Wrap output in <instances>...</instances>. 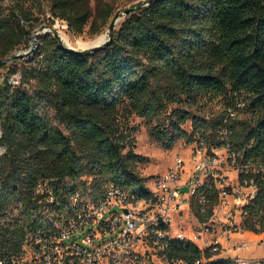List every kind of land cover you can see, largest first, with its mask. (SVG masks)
<instances>
[{"label":"trees","instance_id":"1","mask_svg":"<svg viewBox=\"0 0 264 264\" xmlns=\"http://www.w3.org/2000/svg\"><path fill=\"white\" fill-rule=\"evenodd\" d=\"M49 2L53 18L84 32L91 13L82 0ZM18 9L31 19L26 6ZM113 11L104 2L93 31L106 26ZM20 20L16 10H0L7 52L35 28ZM38 40L35 65L0 74V258L20 254L28 235L48 226L76 194L96 200L109 184L151 194L150 176L135 169L140 155L122 115L153 120L181 102L162 124L151 123L163 147L180 139L215 142L225 128L234 148L264 163V0H153L126 15L109 44L82 54L64 48L51 32ZM17 71L21 77L14 82ZM31 79L35 89L26 84ZM202 101L218 102L221 111L203 112ZM49 108L58 123L44 112ZM242 112H252L251 120L236 117ZM187 122L190 130L183 127ZM41 181L53 190L54 202L37 192ZM259 185L253 208L264 204V180ZM167 259L233 264L228 256L177 239Z\"/></svg>","mask_w":264,"mask_h":264},{"label":"built area","instance_id":"2","mask_svg":"<svg viewBox=\"0 0 264 264\" xmlns=\"http://www.w3.org/2000/svg\"><path fill=\"white\" fill-rule=\"evenodd\" d=\"M229 114L236 112L229 109ZM220 133L218 141L186 147L190 163L178 152L168 169L150 176L149 196L116 184L96 200L76 194L70 207L53 213L48 226L28 235L20 254L0 258V264H169L172 239L221 256H228L222 242H245L232 240L235 234H256L264 242V204L252 207L264 163L234 148L229 130ZM37 192L55 201L45 182L38 183ZM228 257L233 264L257 260Z\"/></svg>","mask_w":264,"mask_h":264},{"label":"rangeland","instance_id":"3","mask_svg":"<svg viewBox=\"0 0 264 264\" xmlns=\"http://www.w3.org/2000/svg\"><path fill=\"white\" fill-rule=\"evenodd\" d=\"M83 4H85L91 13V16L89 18V22L86 25V28L82 34H76L72 31H70L68 23L60 18H53L49 7L50 2L49 0H0V10L4 11V14H7L11 10H16L17 14L20 16V24L24 28H31V24L35 26V28L32 30L30 35L24 34V41L17 45V47L7 52V47L4 39L0 35V54H3L4 56L1 58H6L8 56H11L13 54H17L19 52H25L27 51L31 46L35 45L34 51L30 55H24L22 58L14 59L6 65H8V68H0V74L8 71V70H16L19 69L22 66H33L37 63L38 56L40 54L39 48L41 45V42L38 40V42H35L32 44V39L34 35V31L39 29L42 25H46L44 29L42 30L41 34H44L46 32H51V29L56 30L60 36L66 35L69 37L71 43L73 44L72 47H75L77 49H84L89 46L83 47L78 46L81 43H94L98 38L103 34L106 33V38L108 37V25L110 21L112 20L115 13L120 10L127 7L136 6L137 3H141L143 0H82ZM104 2H108L112 5L114 8V11L112 15L109 18V23L106 26L100 27L98 32H95L93 30L96 29L98 26V22L93 25L92 23L97 20L98 12L100 10L101 5ZM23 4L26 6V11H24V14L30 15L29 20L21 16V13L18 9L19 5ZM125 14L120 13V20L118 23H116L115 28L117 29L122 21L125 18ZM63 27V28H62ZM65 32V33H62ZM52 33V32H51ZM39 34V35H41ZM37 35V37L39 36ZM62 40L66 43V41L62 38ZM71 46V45H69ZM78 46V47H76ZM13 81L18 82L20 80V72L17 71L13 73ZM27 86L31 89H35V81L31 79L28 83H26ZM203 103V101H202ZM183 106V103H172L168 107V109L161 115L160 118H154L153 120L146 119L142 116H140L138 113L133 112L127 116L122 115L120 117L121 122L124 126L128 128V130L132 133L131 136L134 139L135 143V152H137L140 155V158L135 163V169L143 176H152L158 173H161L168 169L172 163L173 160L178 152H181L183 157L185 158L186 162L190 163V156L191 152L187 150L186 147H191V143L184 142L183 139H180L174 143V145L171 148H165L163 147L159 141L156 139V137L152 134V125L159 124L165 121V118L169 116L171 111L178 107ZM198 107L192 106L191 109L197 110ZM220 104L216 101H208L204 102L202 105L203 112H206L207 114H211L212 112H218L221 111ZM44 112L48 115L49 119L55 123H58V121L55 118V113L52 108L45 109ZM237 118H244L251 120L252 112L247 113H240ZM183 127L187 130L191 129V123L187 122L183 124ZM1 135V130H0ZM4 151V148L0 145V154ZM150 178V177H149ZM243 236H246L248 239L247 242H249L247 245L243 246V250L245 255H248L250 257H260L264 256V243L258 242L259 237L258 235H253L256 237L257 242H255L254 239L250 238L251 236L245 234ZM253 264H264V258H257V260L254 261Z\"/></svg>","mask_w":264,"mask_h":264},{"label":"water","instance_id":"4","mask_svg":"<svg viewBox=\"0 0 264 264\" xmlns=\"http://www.w3.org/2000/svg\"><path fill=\"white\" fill-rule=\"evenodd\" d=\"M153 0H143L139 5H136V6H132V7H127V8H124V9H120L118 10L115 15L113 16L112 20L110 21L109 25H108V37L105 38L103 41H95L94 43H92L89 47L87 48H84V49H77L75 47H72V46H69L68 44H66L63 40H62V37L60 36V34L54 30V29H51V32L52 34L59 40V42L61 43V45L66 48L67 50L69 51H73L75 53H79V54H82V53H87V52H92V51H96L98 50L99 48H102L104 47L105 45L109 44L112 39H113V30L115 28V25L117 23V20L118 18L120 17V13H123L125 15H128L134 11H137L139 10L142 6H145V5H148L150 2H152ZM46 25H42L39 29L35 30L34 31V34H41L42 30L44 29ZM34 41H35V44L36 42H38V37L35 36L34 37ZM35 49V45L31 46L27 51L25 52H19L17 54H13L11 56H8L6 58H1L0 59V65L2 64H6L14 59H17V58H22L24 57V55H30Z\"/></svg>","mask_w":264,"mask_h":264},{"label":"crops","instance_id":"5","mask_svg":"<svg viewBox=\"0 0 264 264\" xmlns=\"http://www.w3.org/2000/svg\"><path fill=\"white\" fill-rule=\"evenodd\" d=\"M245 234L251 236L250 238L254 239L255 242H257L256 237L253 236V235H256V234H250V233H247V232H244L242 234H235L233 236L232 240H234V241L244 240L245 242H232V241H230V242H222L223 255H228V256H232V257L239 255V256H242V257H248V258H254V259H257V258H260V257L264 258V256L250 257L248 255H245L244 250H243V246L247 245L249 243V242H247L249 238H247L246 236H243ZM236 244H241L242 246L236 248V247H234Z\"/></svg>","mask_w":264,"mask_h":264},{"label":"bare ground","instance_id":"6","mask_svg":"<svg viewBox=\"0 0 264 264\" xmlns=\"http://www.w3.org/2000/svg\"><path fill=\"white\" fill-rule=\"evenodd\" d=\"M119 20H120V18H118L117 23L119 22ZM62 28H63V27H62ZM62 33H65V32H62ZM38 35H39V34H38ZM35 36H37V34H34V35H33L32 44L35 42V41H34V37H35ZM62 38L66 41V44L73 46V44L71 43V41H70V39H69L68 36L62 34ZM105 38H106V33H103V34L98 38L97 41H103ZM91 44H92V43H84V42H83V43H81V44L78 45V46L86 47V46H89V45H91ZM78 46H76V47H78Z\"/></svg>","mask_w":264,"mask_h":264}]
</instances>
